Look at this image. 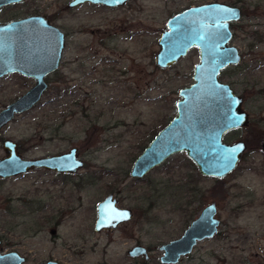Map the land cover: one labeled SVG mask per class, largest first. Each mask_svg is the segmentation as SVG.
Wrapping results in <instances>:
<instances>
[{
  "label": "rangeland",
  "instance_id": "1",
  "mask_svg": "<svg viewBox=\"0 0 264 264\" xmlns=\"http://www.w3.org/2000/svg\"><path fill=\"white\" fill-rule=\"evenodd\" d=\"M210 2L241 11L229 26V43L240 60L222 70L218 79L243 96V110L250 117L247 127L226 133L224 142L244 141L246 151L234 171L215 181L199 175L184 152L170 155L142 180L130 178L133 159L174 116L177 90L190 85V70L198 58L191 49L178 63L160 70L152 62L157 38L170 16ZM61 6L54 0L6 6L0 23L40 14L65 30L85 21L87 34L65 42L58 73L77 77L85 87L88 78L104 76L110 86L72 92L69 83L55 87L51 82L32 108L1 128L0 158L2 138H8L16 142L22 158L55 155L75 146L83 162L73 177L35 168L0 179L1 249L22 251L19 244L25 241L26 250L38 258L49 247L82 244L88 246L90 262L119 264L125 261L127 246L137 241L154 248L153 260L146 264H159L155 248L176 239L196 216L192 201L199 198L204 206L213 198L219 203L218 233L198 242L177 264H264V154L258 145L264 135V0H133L116 10L96 8L84 16L78 12L69 18L61 11L54 19ZM123 23L124 29L115 28ZM103 31V41L96 43L94 35ZM73 52L86 53L83 66L69 62ZM94 68V74H86ZM30 84L18 74L1 77L0 109ZM107 193L117 197L121 208H131L132 219L115 231L97 234L91 231L95 204ZM55 225L53 236L48 231ZM76 227L88 231L80 234Z\"/></svg>",
  "mask_w": 264,
  "mask_h": 264
},
{
  "label": "water",
  "instance_id": "2",
  "mask_svg": "<svg viewBox=\"0 0 264 264\" xmlns=\"http://www.w3.org/2000/svg\"><path fill=\"white\" fill-rule=\"evenodd\" d=\"M22 1L0 0V9ZM83 1L112 6L122 4L124 0H74L72 4ZM240 12L237 7L210 2L187 7L166 20V27L156 42V67L168 68L192 47L197 49L199 58L190 85L177 90L174 116L133 159L130 177L142 178L152 167L178 152H185L204 177H226L237 166L245 144L241 140L224 143L223 137L227 131L245 127L249 117L243 110L242 97L227 83L221 82L218 75L222 69L237 65L240 60V53L229 43L230 23L240 18ZM63 42L61 31L48 24L43 15H28L0 23V77L17 73L32 78L34 82L31 88L0 109V131L15 115L32 108L42 97L47 86L43 77L60 63ZM235 116L242 119L233 125ZM1 148L4 150V156L0 158L2 179L24 174L31 168L72 173L82 165L74 147L66 153L34 159L19 156L11 139H4ZM262 148L264 151V140ZM216 205L214 200L208 202L178 238L161 246V262L178 261L180 255H188L195 242L214 234L219 225L214 217ZM96 209L97 230L102 227L112 229L117 223L130 219V211L114 206L109 195L96 204ZM144 251L136 246L129 254L135 257ZM21 260L15 251L0 252V264H20Z\"/></svg>",
  "mask_w": 264,
  "mask_h": 264
},
{
  "label": "flooded vegetation",
  "instance_id": "3",
  "mask_svg": "<svg viewBox=\"0 0 264 264\" xmlns=\"http://www.w3.org/2000/svg\"><path fill=\"white\" fill-rule=\"evenodd\" d=\"M30 1H32V0H24V1H22V2H19V3H16V4H27V2H30ZM60 1V3L62 2L63 3V6H61V8H59V11H57V15H55L54 14V19H55V17H58V14H59V12H61V11H65L66 13H68L70 16H69V18L72 16V15H77L78 14V12L80 13V14H82L83 16L84 15H87V13H89L91 10H93V9H100L101 8V12L102 11H105V9H107V10H110V11H112V10H116V8H119L120 6H122V4L124 3V2H133V0H124L123 2H122V4L120 3V4H117V5H112V6H110V5H105V4H100V3H93V2H91V3H89V1H83V2H76L75 4H72L73 3V1L74 0H54V2H59ZM16 4H9V5H6V6H10V5H15L16 6ZM5 6H3L1 9H0V11L4 8ZM6 8V7H5ZM64 9V10H63ZM32 15H37V14H32ZM38 15H40V14H38ZM37 15V16H38ZM28 16V15H27ZM26 16V17H27ZM47 20H48V24H50L51 26H54L55 28H57L59 31H61V33H62V36H63V48H62V53H63V49H64V46H65V42H67L68 40H70V42H76L77 41V39H75L74 38V36H78V35H80V36H82L83 34H87V31L89 30V29H87V28H85L84 26L85 25H87V24H85L84 22L85 21H82L81 20V23H80V21L79 22H77L76 23V25H70V27L68 28H66L65 30L63 29V27L62 26H59L58 24H56V22L57 21H55V20H53L52 18L51 19H49V18H47V16L46 15H43ZM23 17H25V16H23ZM20 18H22V17H20ZM18 19V18H17ZM14 20V19H13ZM84 23V24H83ZM75 26H77V28H75ZM117 30H122V29H124V23L123 24H121L120 26H118V27H115ZM116 29H114L113 31H116ZM163 31V30H162ZM161 31V32H162ZM91 32V34L92 33H94V30H92V31H90ZM106 31H103V32H100V33H98V34H95L94 36H96V39H97V41H95L96 43H100V42H102L103 41V39H102V35H103V33H105ZM107 34H112V33H107ZM114 34V33H113ZM112 34V35H113ZM127 35L129 34V33H126ZM160 35V34H159ZM98 36H101V37H99V38H97ZM68 39V40H67ZM158 39V38H157ZM157 42V41H156ZM85 49L86 48H89V47H87L86 45H84L83 46ZM191 49H195L196 50V54L198 55V52H197V49L195 48V47H192V48H190L189 50H191ZM189 50H188V52H189ZM188 52H186V54L188 53ZM62 53H61V55H62ZM86 53L84 52V54L82 53L81 54V52H73L72 53V55H71V57H70V59H69V62H71V64L72 63H74V64H76V65H78V66H81L82 65V62H83V59L86 57V55H85ZM155 54V53H154ZM186 54L184 55V57H182V58H185L186 57ZM61 55H60V59H59V62L61 63ZM85 56V57H84ZM91 57H95V55L93 54H91ZM153 60H152V62H153V64H154V60H155V57H154V55H153ZM182 58H179L178 59V61L180 60V59H182ZM198 58H199V55H198ZM198 58H197V61H198ZM99 59V58H98ZM178 61H176L177 63H178ZM197 61L192 65L193 67L191 68V70H190V72H191V75H192V73H193V68H195V64L197 63ZM175 62V63H176ZM59 63V64H60ZM174 63V64H175ZM59 64H58V66H59ZM155 65V64H154ZM173 65V64H172ZM172 65H170V66H172ZM238 65V64H237ZM58 66H57V68L56 69H54L53 71H51V73L49 72L47 75H45L44 77H43V81H44V83L45 84H47V86L45 87V90H44V92L46 91V89H47V87L51 84V82L53 83V84H55L56 86L55 87H60V85L61 84H63V82H65V83H69L68 84V86H67V89H69L70 88V90H72V92H76V91H84V90H93V91H95V90H97L96 89V87H100L101 86V88H108V86H110L109 84H108V80H106V79H103L104 78V76L102 77V78H88V80H87V82H88V84H86V87H85V85L83 86V85H81L79 82H78V78L76 77V78H72V77H69L68 75H65V76H61V74L60 73H58ZM83 66V65H82ZM170 66H168V68L170 67ZM155 67H156V65H155ZM229 67V66H228ZM101 68V67H100ZM156 68H158V69H160V70H164V69H168V68H160V67H156ZM225 68H227V67H225ZM224 68V69H225ZM224 69H222V70H224ZM94 70H95V68L94 69H90V70H88V73H86L87 75L89 74L90 75V73H93L94 74ZM221 70V71H222ZM221 73V72H220ZM219 73V74H220ZM11 74H17V73H11ZM7 75V74H6ZM5 75V76H6ZM20 76V75H19ZM23 78H27L28 80H29V82L31 83L30 85L31 86H33V79L31 78V79H29V77H25V76H23V75H21ZM1 78V77H0ZM59 85V86H58ZM81 86V87H80ZM29 88V87H28ZM27 88V89H28ZM31 88V87H30ZM43 92V93H44ZM43 93H42V96H43ZM239 95V94H238ZM239 96H241V95H239ZM242 97V103H243V96H241ZM40 99V98H39ZM39 101V100H38ZM37 101V102H38ZM81 105H79V106H83L84 105V103L81 101V103H80ZM35 105V104H34ZM247 113V112H246ZM248 114V113H247ZM249 117V116H248ZM250 118V117H249ZM249 118H248V123H247V125L245 126V127H247L248 125H249ZM169 122V121H168ZM244 126L243 127H237L235 130H237V129H240V128H245ZM235 130H230V131H227L226 133H228V132H231V131H235ZM160 131V130H159ZM225 133V134H226ZM224 134V135H225ZM153 137V136H152ZM4 139H6V138H2V141L4 140ZM8 139V138H7ZM263 140H264V135L262 136V138L259 140V143H258V145H259V148H260V151L264 154V151H263V148H262V142H263ZM14 142V141H13ZM234 142V141H233ZM244 142V141H243ZM15 143V145H16V149H17V154L19 155V153H18V151H19V149H18V146H17V144H16V142H14ZM225 143V142H224ZM228 143H230V142H228ZM245 144V143H244ZM71 148H73V147H71ZM74 148H75V155H76V157H77V159H79L81 162H82V160L80 159V157H78V155H77V147H75L74 146ZM245 151H246V145H245ZM63 153V152H62ZM66 153V152H65ZM185 153V152H184ZM244 153V151L242 152V154ZM58 154V153H57ZM242 154L240 155V158H241V156H242ZM186 155V154H185ZM20 156V155H19ZM2 158H3V156H2ZM168 158V157H167ZM166 158V159H167ZM166 159H164L163 161H162V163H160L159 165H156V166H154V167H152V169L151 170H148L145 174H144V176H142V178L143 177H145V176H147L148 174H151L152 173V171L155 169V168H158V167H160V166H162L163 164H164V161L166 160ZM189 159V158H188ZM190 160V159H189ZM191 161V160H190ZM193 165H195L194 163H193ZM83 166V162H82V165H81V167ZM80 167V168H81ZM195 167H196V165H195ZM79 168V169H80ZM236 168V167H235ZM31 169H33V168H31ZM31 169H29V171H26L25 173H27V172H30L31 171ZM37 169H43V168H37ZM45 170V169H44ZM196 170H197V167H196ZM45 171H50V172H53L56 176L57 175H64V176H68V177H73V176H75V175H77V171H78V169L75 171V172H72V173H69V172H55V171H52V170H45ZM234 171V170H233ZM197 172H198V170H197ZM24 173V174H25ZM230 173V172H229ZM228 173V174H229ZM21 174H23V173H20V174H17V175H14V176H18V175H21ZM23 174V175H24ZM227 174V175H228ZM128 175H129V171H128ZM199 175H201V176H203L204 177V175H202L200 172H199ZM10 177H13V176H10ZM10 177H5V178H10ZM205 177H210V176H205ZM204 177V178H205ZM4 178V179H5ZM14 178V177H13ZM131 178V177H130ZM133 178V177H132ZM142 178L140 177V178H137V179H140V180H142ZM211 179H214V181L216 180V179H221V178H223V177H221V178H215V177H210ZM0 179H2L1 177H0ZM4 179H2V180H4ZM134 179V178H133ZM109 195V197L110 198H112V200H114V206H116V207H118V208H121L120 206H118L117 205V197H114V196H112V194H109V193H107L106 195H105V197L106 196H108ZM104 199V198H103ZM102 199V200H103ZM211 200H214L216 203H217V205H216V211H215V218L217 219V211H218V205H219V203H218V201H216V199H209V200H207V202L206 203H204V206H202V204L200 203V201H199V198H196V200L194 201H192V203L194 202V203H196L197 205H196V207H192V209L195 211V213H196V216L195 217H193V218H191V220L186 224V227L185 228H183V230H182V232L184 231V229H186L187 227H188V225H189V223L192 221V220H194L195 218H197V216H199V214H200V212L202 211V209L205 207V206H207V203L208 202H210ZM99 202V201H98ZM97 202V203H98ZM96 203V204H97ZM96 204H95V209H96ZM201 206V207H200ZM185 207H186V205H185ZM200 207V208H199ZM122 208H125V209H128L129 211H130V219L129 220H131L132 219V212H131V208H127V207H122ZM121 208V209H122ZM96 211H97V209H96ZM95 211V221H96V217H97V212ZM61 214H64V212L63 213H61ZM129 220H126V221H123V222H119V223H117L116 225H115V227H113L112 229H110V228H105V227H102L101 229L99 228L98 230L97 229H95V221H93V226H92V230L91 231H95L94 233H97V234H102V233H104V232H109V231H115L116 230V228L119 226V225H123V223H125V222H127V221H129ZM217 221H218V227H216V230H215V232H214V234L211 236V237H206V238H202V239H200V240H198L197 242H195V244L192 246V249L193 248H195V246H197L198 245V242H200V241H202V240H208V239H210V238H212V237H215L216 236V234L218 233V228H219V226L221 225L220 224V220L219 219H217ZM57 228H58V225H55L54 227H52V228H50L49 229V231H48V233H50V235H55V234H57L56 233V230H57ZM85 230H87L88 231V228H83V229H79V227H76L75 229H74V231H80V234H81V232L83 233V232H86ZM39 231V230H38ZM182 232H181V234H182ZM180 234V235H181ZM179 235V236H180ZM56 236V235H55ZM178 236V237H179ZM70 237V236H69ZM177 237V238H178ZM175 239V238H174ZM84 240H85V238H84ZM170 240H172V239H170ZM170 240H168V241H170ZM167 241V242H168ZM1 240H0V247H2L1 246ZM166 242V243H167ZM165 242L164 243H162V244H159L156 248H155V250H157V260H158V263L159 264H177L178 263V261L179 260H181L182 258H185L186 257V255H180L179 257H178V261H175V262H161L162 260L160 259V257H161V255H162V249H161V246L163 245V244H166ZM20 245V247H22L23 248V250L22 251H16V249H11V250H9V251H6V250H2L1 248H0V252L1 253H8V252H11V251H15L16 252V254L17 255H19L20 256V258L22 259L21 260V263L20 264H107L104 260L102 261V262H98V261H93V263L92 262H90L89 260H88V254H89V252H88V246L86 245H80V244H72L71 246H69V245H67V246H64L63 245V247H60V249L59 248H57V247H49V248H47L46 249V251H43V252H40V256L36 259L35 258V256L36 255H34L33 253L31 254L30 252H31V250H26L27 248H26V246H27V244L25 243V241L24 242H22V243H20L19 244ZM136 246H140L141 248H143L145 251V253L144 254H139V255H135V257H133V255H130L129 254V252H130V249L133 247H136ZM192 249H190V251L192 250ZM126 250V252H125V261H124V263H119V264H146L147 262H149V261H151V260H153V258H152V256H151V254L150 253H152V251H154V248H149V247H147L146 245L144 246L143 244H141V243H139V242H137V241H135L134 242V244L133 245H131V246H127V248L125 249ZM189 251V252H190ZM37 252V251H36ZM38 253V252H37Z\"/></svg>",
  "mask_w": 264,
  "mask_h": 264
},
{
  "label": "snow or ice",
  "instance_id": "4",
  "mask_svg": "<svg viewBox=\"0 0 264 264\" xmlns=\"http://www.w3.org/2000/svg\"><path fill=\"white\" fill-rule=\"evenodd\" d=\"M225 11H230V10L225 9ZM241 119H242V117H240V116H235V117L232 119V123H233V125H235L236 123H238Z\"/></svg>",
  "mask_w": 264,
  "mask_h": 264
},
{
  "label": "bare ground",
  "instance_id": "5",
  "mask_svg": "<svg viewBox=\"0 0 264 264\" xmlns=\"http://www.w3.org/2000/svg\"><path fill=\"white\" fill-rule=\"evenodd\" d=\"M1 248V247H0Z\"/></svg>",
  "mask_w": 264,
  "mask_h": 264
}]
</instances>
